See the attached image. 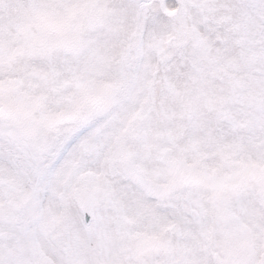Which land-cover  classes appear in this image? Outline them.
Here are the masks:
<instances>
[{"label": "snow or ice", "instance_id": "snow-or-ice-1", "mask_svg": "<svg viewBox=\"0 0 264 264\" xmlns=\"http://www.w3.org/2000/svg\"><path fill=\"white\" fill-rule=\"evenodd\" d=\"M0 264H264V0H0Z\"/></svg>", "mask_w": 264, "mask_h": 264}]
</instances>
